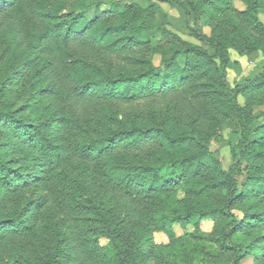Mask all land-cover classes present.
I'll return each instance as SVG.
<instances>
[{
    "label": "trees",
    "instance_id": "obj_1",
    "mask_svg": "<svg viewBox=\"0 0 264 264\" xmlns=\"http://www.w3.org/2000/svg\"><path fill=\"white\" fill-rule=\"evenodd\" d=\"M157 1L200 45L158 3L0 0V264H264V69L227 75L230 50L264 54V0ZM234 119L226 171L209 141Z\"/></svg>",
    "mask_w": 264,
    "mask_h": 264
},
{
    "label": "rangeland",
    "instance_id": "obj_2",
    "mask_svg": "<svg viewBox=\"0 0 264 264\" xmlns=\"http://www.w3.org/2000/svg\"><path fill=\"white\" fill-rule=\"evenodd\" d=\"M109 1H123L128 4H135L142 8H148L152 3H158L165 15V17H159V23L166 27L170 32L179 36L182 40L191 42L194 44L200 45V43L193 37L189 36V26L193 28L194 22L191 17L187 15V13L177 4H166L160 3L157 0H105ZM232 2L233 6L242 11L244 9L243 4L240 0H229ZM263 19V17H261ZM202 25V24H200ZM203 32L206 34L210 33L208 28L203 27ZM163 39L159 36L151 35L150 38H145V40H151L153 46L160 43L159 41ZM231 63L229 69L227 71L228 82L232 88H235L237 85H242L248 80H254L256 77L264 69V54L261 52L254 53L249 56H242L234 52L233 50L229 51ZM20 57L22 59H26L28 56V52L26 50H22L20 53ZM156 66L160 65L161 58L159 55L154 56L153 58ZM239 103L242 106H245V99L243 97L238 98ZM254 112L257 116V120L254 123V127L261 125L263 123V119L259 116L261 113H264V106L254 108ZM240 141V130L237 127V120L234 119L232 121H227L224 124L223 130L221 131V139L220 140H210L209 147L210 150L215 154V156L220 160L222 168L224 170H228L233 164V159L231 155V149L229 145H237ZM61 178L59 179L58 188L63 189L66 184L70 183V168H65L63 172H60L59 175ZM244 178H242V181ZM42 191V189H41ZM179 195L182 197L184 195L183 191L179 192ZM214 223L211 221L203 222L200 225V228L204 232H211L213 230ZM196 226L191 223L187 225H175L173 227V232L177 238L185 237L188 234H191L195 231ZM240 240V239H239ZM108 240H102L101 244L103 246L108 245ZM154 243L156 245H168L170 243L169 236L162 232H156L154 234ZM153 264V263H149ZM242 264H252L251 261H244Z\"/></svg>",
    "mask_w": 264,
    "mask_h": 264
}]
</instances>
